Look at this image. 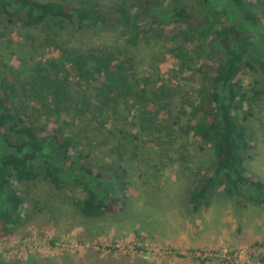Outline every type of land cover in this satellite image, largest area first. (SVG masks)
I'll return each mask as SVG.
<instances>
[{
    "label": "rangeland",
    "instance_id": "rangeland-1",
    "mask_svg": "<svg viewBox=\"0 0 264 264\" xmlns=\"http://www.w3.org/2000/svg\"><path fill=\"white\" fill-rule=\"evenodd\" d=\"M59 1L77 4L79 0ZM248 2L264 20V11L255 0ZM140 23L146 35L135 44L126 41L119 25L78 29L62 24L56 27V47L41 31L26 30L0 16V81L16 85V97L12 98L20 113L33 118L43 115L39 98L51 94L53 87L49 86L54 79H62L71 95L86 91L83 81L57 72L48 60L66 61L65 51L83 55L95 46L121 59L133 57L137 78L152 75L173 95L170 112L160 109L156 114V130H142L138 118L142 107L132 98L126 107L120 106L121 115L127 118L121 121H101L74 109L61 111L58 121L52 117L56 125L69 123L72 132H78L73 158L81 153V160L102 165L107 179L117 176L110 194L120 201H109L112 212L85 217L74 205V200L86 196L80 187L68 184L56 190L41 177L25 183L12 180L11 187L23 201L21 220L8 231L0 225V264H264V206L238 207L219 189L209 207L196 214L190 211L187 195L194 171L209 170L214 154L210 146L200 144L175 122L183 124L191 118L189 107L183 115L178 111L184 99L197 100L196 84L204 77L197 78L192 71L177 72V61L168 53L174 45L175 28L162 11L156 17L141 16ZM252 35L257 45L264 47V35ZM210 44L217 51V43ZM193 60L195 70L199 63L195 57ZM208 69L213 70L211 65ZM239 78L249 97L243 110L251 115L246 119L243 112L236 115L254 146L253 158L245 168L264 183V94H253L262 87L263 78L248 69ZM161 103L155 102L152 108L158 109ZM123 124L128 133L120 131ZM49 125L55 124L50 121ZM234 252L238 256L229 258Z\"/></svg>",
    "mask_w": 264,
    "mask_h": 264
},
{
    "label": "trees",
    "instance_id": "trees-1",
    "mask_svg": "<svg viewBox=\"0 0 264 264\" xmlns=\"http://www.w3.org/2000/svg\"><path fill=\"white\" fill-rule=\"evenodd\" d=\"M255 2L264 11V0ZM164 3L165 0H111L107 4L100 0H79L77 4L59 0H0V16L10 24L20 23L26 30L41 31L52 46L57 43L56 27L62 24L78 29L119 25L126 41L135 44L146 35L141 16L156 17L162 11L175 28L174 45L168 48V53L177 61V72L192 71L193 76L204 77L196 84L197 100L184 99L178 111L183 115L185 107H189L191 118L183 124L175 122L185 133H192L200 144L210 146L214 154L209 170L194 171L195 178L187 195L190 211L196 214L209 207L219 189L238 207L264 206V183L248 174L245 168V163L253 158L254 146L236 115L243 112V119L251 115L249 110H243L249 97L239 78L246 69L263 78L262 87L254 89L253 94H264V47L258 46L252 35L255 32L264 35V20L248 5V0H167ZM211 42L217 43V51L211 48ZM194 57L199 64L192 70ZM63 58L66 61L48 60V63L57 72L83 81L86 91L71 95L62 86V79L52 80L51 94L39 98L44 108L41 116L33 118L18 112L12 98V95L16 97V85L0 81V225L3 231L21 220L23 201L11 187L12 180L25 183L41 177L56 190L68 184L80 187L86 196L74 200V205L85 217L112 212L114 207L109 201L116 204L120 201V198L113 200L110 194V185L117 176L107 179L101 170L104 167L97 166L96 161L81 160L84 158L81 153L73 158L72 152L79 144L78 132H72L69 123L56 125L52 117L57 119L61 111L74 109L79 114L100 117L101 121L107 118L121 121L127 118L121 115L120 106L126 107L132 98L142 107L138 116L142 130L149 131L156 130V114L160 109L170 112L173 96L170 89L165 84L158 85V79L152 75L137 78L132 70L133 57L121 59L106 48L95 46L83 55L65 51ZM209 65L212 72L208 71ZM158 101H162L160 107L153 109ZM50 121L55 125L50 126ZM122 127V133L129 132L126 124Z\"/></svg>",
    "mask_w": 264,
    "mask_h": 264
},
{
    "label": "built area",
    "instance_id": "built-area-1",
    "mask_svg": "<svg viewBox=\"0 0 264 264\" xmlns=\"http://www.w3.org/2000/svg\"><path fill=\"white\" fill-rule=\"evenodd\" d=\"M238 256V252H234L229 258L235 259ZM255 264H260V262H255Z\"/></svg>",
    "mask_w": 264,
    "mask_h": 264
}]
</instances>
